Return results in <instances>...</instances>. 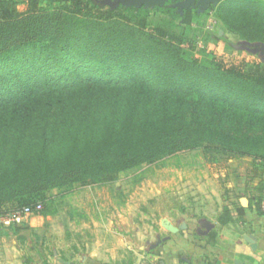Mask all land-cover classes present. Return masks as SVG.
<instances>
[{
  "label": "trees",
  "instance_id": "16d2710c",
  "mask_svg": "<svg viewBox=\"0 0 264 264\" xmlns=\"http://www.w3.org/2000/svg\"><path fill=\"white\" fill-rule=\"evenodd\" d=\"M223 2L209 10L226 28L264 43V0ZM16 3L0 0V206L11 204L8 212L43 204L36 196L51 189L103 185L201 147L264 158V69L190 58L171 36L182 17L175 9L157 7L164 25L150 29L95 0H78L77 11L34 0L20 13Z\"/></svg>",
  "mask_w": 264,
  "mask_h": 264
},
{
  "label": "rangeland",
  "instance_id": "374dc122",
  "mask_svg": "<svg viewBox=\"0 0 264 264\" xmlns=\"http://www.w3.org/2000/svg\"><path fill=\"white\" fill-rule=\"evenodd\" d=\"M15 1L16 10L20 13L28 11L34 2ZM77 1L38 0V8L77 11L80 8ZM83 1L82 6H85L90 0ZM103 7L109 8L107 5ZM113 14L150 29L163 27L166 18L165 11L157 7L138 15L120 7L113 9ZM171 36L189 50L190 58L202 59L207 54L209 61L214 59L243 67L247 72L264 69V59L252 50L254 43L247 44L238 34L229 31L217 17L215 9L203 13L185 11L184 16L176 20ZM36 200L43 201L41 214L50 212L45 215L50 216L49 220L43 230L37 233L24 231V235L34 241L38 237L43 239L47 253H51L54 247H64L60 236L65 234L66 229L61 225L69 222L74 215L72 210H76L75 219L84 218L92 224L100 222L114 226L127 240L124 249L127 257H133L131 253L137 255L142 245L149 251L150 245L160 236L183 233L205 241L204 233L198 230L202 229L204 222H216L217 228L213 229L212 237L214 245L205 244L199 256L202 263L217 264L211 261L215 258L224 264H231L235 257L243 255V249L254 253L251 245H240L248 243L244 237L246 234L264 235V158L201 147L121 172L114 181L103 185L75 183L72 187L51 189L44 195L36 196ZM10 207L11 204L0 206V219ZM241 207L245 209L244 214L240 213ZM227 212L232 220L223 225L221 218H227ZM170 227L179 230L173 231ZM71 228L74 230L73 239L80 246L83 240L90 238L89 233L77 236L75 230L78 227L72 225ZM16 236L10 227L0 221V264L25 262L19 254L8 251L25 248L26 244ZM184 248V251L190 252ZM30 261L35 262L34 259Z\"/></svg>",
  "mask_w": 264,
  "mask_h": 264
},
{
  "label": "crops",
  "instance_id": "0c3cea01",
  "mask_svg": "<svg viewBox=\"0 0 264 264\" xmlns=\"http://www.w3.org/2000/svg\"><path fill=\"white\" fill-rule=\"evenodd\" d=\"M72 211L74 214L73 217L70 218L69 222L61 225L63 229H66V232L64 230L65 234L60 236L61 240L65 243L64 247H54L51 253H47L48 251L43 239L40 240L38 237V239L34 241L32 238H25V240L21 238L25 234L24 231L37 233L44 229L45 223L49 220L50 216L38 214L32 216L25 223L29 227L28 230H23L21 234H15L17 238L26 244L25 248L17 249L16 252L12 250L8 251H11V254H19L24 258L25 262L23 264H212V262L202 263L203 260L199 254H201V249L205 247V244L208 246L214 245L212 237L214 235L213 229L217 228L216 222H204L205 224H211L210 228L208 229L202 224V229H199L200 233H204L203 238L206 239L205 241L192 238L190 235L183 233L165 237L160 236L155 243L150 245L149 251L146 249L145 245L140 246V251L137 253V255L140 256L138 258L137 255L133 253H131L133 257H127L125 255L124 249L127 240L114 226L102 224L100 222L92 224L84 218L78 219L76 217L77 219H75L76 210ZM72 225L73 227H78V229L75 230L77 231V236H84V234L88 233L90 235L89 239L83 240L81 246L73 239L74 230L71 228ZM255 236L257 237L258 246L257 249L254 250V253H247L243 249V255L241 257H235L231 264H234L236 260H242L247 264H264V235L260 234ZM12 237L11 239H13ZM17 238H15V240ZM240 245L245 246L251 244L249 242H242ZM184 247L189 249L190 252L184 251ZM11 254L10 256H12ZM32 259H34L35 262L30 261ZM136 259H139V262H136ZM211 261L217 264H224L223 261L220 262V260L215 258H212ZM9 262L14 264L12 261ZM225 264L230 263L225 262Z\"/></svg>",
  "mask_w": 264,
  "mask_h": 264
},
{
  "label": "water",
  "instance_id": "95a60500",
  "mask_svg": "<svg viewBox=\"0 0 264 264\" xmlns=\"http://www.w3.org/2000/svg\"><path fill=\"white\" fill-rule=\"evenodd\" d=\"M168 0H107L105 3L109 4L112 9L119 6L120 3L126 7H136L141 8L145 6L146 8H154L156 6L163 7ZM177 3L174 7H177V12L180 15H183L184 9L195 8L198 7V11L200 13L205 12L209 9L210 6H217L223 0H174ZM252 50L258 52L262 58L264 59V43H254L251 45ZM246 204L244 203V206ZM185 225V224H184ZM211 225V224H210ZM208 226V229L210 228ZM213 227V226H212ZM171 230L178 231L179 229L176 227H171ZM245 239L251 244V247L256 250L257 249V237L254 234H246ZM236 264H247L242 260H236Z\"/></svg>",
  "mask_w": 264,
  "mask_h": 264
},
{
  "label": "built area",
  "instance_id": "2783aa9c",
  "mask_svg": "<svg viewBox=\"0 0 264 264\" xmlns=\"http://www.w3.org/2000/svg\"><path fill=\"white\" fill-rule=\"evenodd\" d=\"M43 207V204L39 202L34 206H25L23 208L15 209L2 216L0 221L6 227L20 225L26 223L32 216L40 214Z\"/></svg>",
  "mask_w": 264,
  "mask_h": 264
},
{
  "label": "flooded vegetation",
  "instance_id": "af4514ba",
  "mask_svg": "<svg viewBox=\"0 0 264 264\" xmlns=\"http://www.w3.org/2000/svg\"><path fill=\"white\" fill-rule=\"evenodd\" d=\"M100 1V3L101 4H103V5H107V6H109V8H111L110 7V5L109 4H107V3H105L107 0H99ZM111 1H114V0H111ZM177 2L176 1H174V0H168L166 3H165V5L163 6V7H171V8H173V9H175L176 11H177V7H174V5L176 4ZM120 7H126V6H124L123 4H121L120 3V5L119 6H117V7H115L114 9H116V8H120ZM142 7H145V6H142ZM141 7V8H142ZM156 7H158V6H156ZM112 9V8H111ZM189 10H196V11H198V7H195V8H189V9H184V12H183V15L182 16H184V13H185V11H189ZM204 226H206V228H208V226H209V224L208 223H204ZM198 232L200 233V231L198 230Z\"/></svg>",
  "mask_w": 264,
  "mask_h": 264
}]
</instances>
